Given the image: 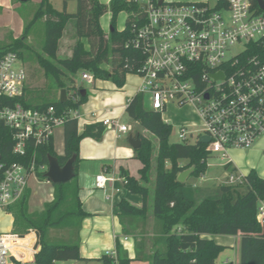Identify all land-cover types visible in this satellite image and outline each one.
Returning a JSON list of instances; mask_svg holds the SVG:
<instances>
[{
	"label": "trees",
	"instance_id": "obj_1",
	"mask_svg": "<svg viewBox=\"0 0 264 264\" xmlns=\"http://www.w3.org/2000/svg\"><path fill=\"white\" fill-rule=\"evenodd\" d=\"M31 0H27L29 2ZM64 9L58 11L50 0H42L33 19L25 24L23 35L12 40L5 48L0 49V59L9 52H16L20 58L24 51H32L28 38L35 24L44 19L45 42L41 53H35L37 62L48 76H52L60 89L67 90V101L59 100L33 104L22 99L26 107L45 109L50 106L62 114L69 109H79L88 96L82 95L83 86H78L75 77L80 71L90 72L95 80L112 81L119 89L126 83L130 74L138 75L146 58V54L132 46L135 28L145 20L142 6L133 0H111L106 5L99 0L76 1L75 12L67 10L72 0H63ZM258 8L257 0H250ZM15 3L23 0H14ZM227 0H219L226 6ZM1 11V8H0ZM112 14L113 31L107 35L101 26V18L105 13ZM128 14V22L123 31L116 29V20L120 13ZM74 23L76 44L70 57L60 58V41L66 27ZM111 66V70L105 68ZM28 71V69H27ZM29 74V73H28ZM68 83L72 85L69 87ZM78 91L77 94L72 92ZM27 92V88H26ZM80 96V97H78ZM78 97V100H74ZM4 105H13L16 101L0 99ZM127 115L137 122L145 131L157 139V154H154L153 141L142 133L137 134L141 147L136 150V158L141 162L140 179L125 174V187L133 194L143 197V206L138 208L128 201L119 204L121 220L124 218L145 219L150 206V188L147 183L155 160L154 196L152 212L160 226V238L165 243L156 249L151 257V264H217V259L226 249L213 237L241 235L239 264H264V230L257 220L258 208L264 202V180L252 170L242 185L222 184L221 195L217 199H204L198 203L186 197L182 191L183 183L178 181L179 175L193 168L192 176L202 177L208 170V162L212 156L208 145L199 141L170 143L173 126L163 120V113L146 107L145 97L137 94L126 108ZM64 154L55 151L54 141L42 146L31 144L25 156L13 152L14 140L12 131L0 123V178L4 170L13 163L31 165L33 160L37 167L48 166L49 158L56 157L64 166L76 156V178L71 182L54 185V200L45 205L41 213H29L28 191L19 202L9 208L15 212V227L22 228L25 233L34 230L38 243L42 247L36 256L37 264H56L57 262L76 261L81 259L79 231L82 220L86 217L79 197L78 163L80 161V144L85 138L101 140L106 127L102 124L88 125L84 132H79L77 119L66 118L64 123ZM155 158V159H154ZM188 161L182 166L181 161ZM169 164V166H168ZM230 169V164L225 166ZM231 172L235 170L230 169ZM40 181L48 180L46 172H37ZM67 224L77 229L75 242L56 244L49 241L50 231L62 228ZM124 232L129 233L124 227ZM35 236L24 237L13 243L26 259ZM135 259L117 241L116 256L106 254L102 257L104 264H136L145 257L140 252V245Z\"/></svg>",
	"mask_w": 264,
	"mask_h": 264
},
{
	"label": "built area",
	"instance_id": "obj_2",
	"mask_svg": "<svg viewBox=\"0 0 264 264\" xmlns=\"http://www.w3.org/2000/svg\"><path fill=\"white\" fill-rule=\"evenodd\" d=\"M133 1L146 15L135 28L132 46L146 54L138 73L142 80L139 94L145 102L149 98L150 109L164 113L172 104H193L202 122L196 141L208 137L210 143L206 145L212 156L228 161L230 150L253 147L264 137V11L250 0H227L226 6L219 0L215 6L207 0H164L162 4L160 0ZM236 47L241 49L234 53ZM82 80L95 82L88 72ZM27 83L28 71L19 54H5L0 59V99L16 102L4 105L0 100V123L12 131L13 152L21 156L31 144L50 143L66 118L78 122L85 119L78 109L60 114L53 106L26 107L21 100H27ZM101 123L122 133L133 130L131 125L112 119ZM193 134L183 127L179 138L188 142ZM47 171L48 166L38 168L35 160L29 166L9 165L0 178V208L9 210L24 196L31 178ZM245 177L230 172L223 184L242 185ZM111 180L105 174L97 176L92 192L103 190ZM257 220L264 230V202L259 205ZM27 236L0 233V264H37L41 246L36 236L26 259L13 243Z\"/></svg>",
	"mask_w": 264,
	"mask_h": 264
},
{
	"label": "crops",
	"instance_id": "obj_3",
	"mask_svg": "<svg viewBox=\"0 0 264 264\" xmlns=\"http://www.w3.org/2000/svg\"><path fill=\"white\" fill-rule=\"evenodd\" d=\"M99 1L106 5L111 2V0ZM31 2L39 6L42 0H31ZM18 4L19 3H15L14 0H0V26L2 25L1 19L10 16L11 12L17 14L16 10L18 9ZM76 8V1L68 3L67 10L69 12H71V10H76ZM55 9L62 11L64 9V1L62 9H59V7ZM26 23L25 18L18 15L13 22L10 20L8 23H5V27L0 28V31H3L4 35H9L11 41L19 39L23 35ZM101 26L105 31L102 22ZM79 73H82V76L84 71H80ZM77 85L82 86L83 84ZM92 85L95 86L94 96L87 99L86 103L78 109L80 114L85 116V119L78 122L79 132H84L88 125L102 124L101 121L106 119H112L121 125H128L123 123L122 120L124 116L127 115L126 108L129 101L139 93L142 80H140V83H137V85H131L127 76L126 83L122 89H119L109 80H100L99 82L95 80ZM88 95L89 93L87 92V96ZM93 113L98 114L97 118L93 117ZM131 126L133 128L131 132L122 133L119 132L118 128H106L101 140L85 138L81 141L77 182L80 189L79 197L82 207L87 214L82 220L79 231L81 259L62 262L61 264H104L102 257L106 254L112 255L116 253L118 240L132 259L136 258L138 252L137 248L140 245V252H142L145 259L136 264H151V257L155 250L164 246V238H160L159 234H157L158 236L154 234L155 228L158 227V223L152 212V200L150 201L149 213L145 219L124 218L123 221L119 214V204L123 200L128 201L138 208L143 206V197L127 190L124 182L125 174H129L131 177L137 179L141 177L140 170L142 164L136 158V149L130 144L131 138H137L139 132L135 131L133 125ZM61 129L63 137L61 149L57 148L56 145V132L53 138L55 151L59 155L64 154V128L61 127ZM147 133L148 132L145 130L142 132L144 135ZM187 163L188 161L183 164L181 163V165ZM226 163L230 164V169L244 176H247L252 170H255L264 180V137L258 140L257 143L248 150H237L234 155L229 154L228 161L223 164L225 179L231 172L230 169L225 167ZM101 174H105L113 180L109 181L103 190H97L94 194L92 190L95 179ZM206 174L207 172L202 176V179H205ZM191 176L192 175L187 178L186 182ZM32 180L34 181L33 184H31ZM143 184L146 185L144 182ZM27 191L29 195V213L43 212L45 205L54 200V185L48 180L40 181L38 178H31ZM182 191L188 199L192 200L191 196L183 190V187ZM124 227L128 229L129 233L125 234ZM240 238L241 235L234 237H213L218 244L226 246V248L232 246L235 248L238 247L239 252ZM239 262L240 255L238 259L235 258V260L230 258L226 259L225 264H239Z\"/></svg>",
	"mask_w": 264,
	"mask_h": 264
},
{
	"label": "rangeland",
	"instance_id": "obj_4",
	"mask_svg": "<svg viewBox=\"0 0 264 264\" xmlns=\"http://www.w3.org/2000/svg\"><path fill=\"white\" fill-rule=\"evenodd\" d=\"M55 8L59 7L62 9L63 0H51ZM73 1V0H72ZM103 2V0H101ZM105 1V0H104ZM184 1H206V0H184ZM211 6H215L218 3V0H207ZM71 2V1H70ZM105 4V3H104ZM18 9L16 10L19 16L25 18L26 22L32 20V17L37 11L36 5H34L31 1L29 2H19ZM74 6V4H73ZM74 9V8H73ZM76 10H71V12ZM16 13L11 12L10 16H7L1 19L2 25L0 28L5 27L4 24L8 23L10 20L13 22L16 17H18ZM101 22L105 29V33L109 35L111 33L112 27V16L110 12L105 13L102 17ZM128 22V14L126 12L120 13L116 20V29L118 31H123L126 28ZM76 35L74 23L71 22L69 26L66 27L64 35L60 41V50L59 57L66 58L70 57L73 51V47L76 44ZM45 42V21L44 19L37 22L33 27L30 36L28 38V44L33 48L35 53H41L44 56L42 51L43 45ZM11 43V37L9 35H4L3 31H0V49L5 48L8 44ZM241 47H236L233 49V52H238ZM34 52L24 51V56L22 57L23 64L28 69L29 80L27 83V92L26 97L27 100L33 104L42 103V102H51L54 100H58L61 98L62 89H60L56 83V80L52 76H48L46 72L40 67L37 62V58ZM105 68L111 70V66L109 64H105ZM87 71H84V73ZM90 73V72H88ZM82 73L77 74L75 77L76 84H83L82 86L89 93L88 99L94 96L95 94V86L92 84H88L87 82L82 81ZM91 74V73H90ZM128 79L131 85H137L140 83L141 78L138 75L130 74L128 75ZM100 79H97L99 82ZM72 84L68 83L70 87ZM146 107L150 108L149 98H146ZM163 119L173 126V133L170 138V143H182L179 138L180 130L185 127L187 131L194 133L193 136H189L188 142L193 144L196 142V138L199 132L202 130V122L199 116L196 113L195 106L193 104H187L185 106H177V105H169L167 111L163 113ZM123 123L131 124L134 126L135 131L142 133L144 129L139 126L134 120H132L128 115L124 116L122 120ZM62 129L59 128L56 130V141L57 148L62 147L63 137H62ZM146 137L150 138L154 144V154L156 156L158 149V142L155 137L151 134H145ZM237 150L243 149H232L229 151L230 155H234ZM155 159V158H154ZM226 160L222 158V156H213L209 159L208 170L205 179L202 177L191 176L187 182H185L183 186V190L191 196V199L198 203L202 199H217L220 197V186L223 184L225 179V173L223 169V164ZM186 163V161L181 162ZM169 166V164H168ZM182 166H188L184 164ZM154 178H155V160L153 162V168L150 172V177L146 185L150 188V200H153L154 196ZM33 180L31 184H33ZM30 184V185H31ZM152 197V198H151ZM149 213V211H148ZM15 212H10L9 210L0 208V233H15L18 235H34L38 238L37 233L34 230H29L28 232L22 233L21 229L15 227ZM147 218V216H146ZM158 223V221H157ZM157 227V225H156ZM160 233V226L158 223V227L155 228L154 234ZM77 237V229L74 226L67 224L62 228H56L50 231L49 241L51 243L56 244H65L75 242ZM42 249V247H41ZM240 255L238 247H228L225 249L223 253L217 259V264H225L226 259L230 258L235 260L238 259Z\"/></svg>",
	"mask_w": 264,
	"mask_h": 264
},
{
	"label": "water",
	"instance_id": "obj_5",
	"mask_svg": "<svg viewBox=\"0 0 264 264\" xmlns=\"http://www.w3.org/2000/svg\"><path fill=\"white\" fill-rule=\"evenodd\" d=\"M23 1H27V0H23ZM163 1L164 0H160L159 4H162ZM257 4L259 8L264 11V0H257ZM112 31H113V28H111V32ZM220 76L222 77L223 75L221 74ZM82 95L87 96L86 89L82 90ZM67 97H68L67 90L63 89L61 93L60 101L62 103L66 102ZM200 142L203 144H209L210 139L208 137H202L200 139ZM130 144L136 150L141 147V141L134 137L131 138ZM76 159L77 157L74 156L64 166H61L58 158L50 157L48 171L46 173V178L48 179V181L52 184H64V183H68L74 180L76 178V173H75ZM192 172H193V168L182 172L178 177V181L185 184L187 178L192 174Z\"/></svg>",
	"mask_w": 264,
	"mask_h": 264
}]
</instances>
